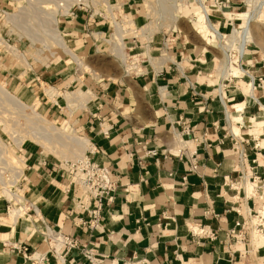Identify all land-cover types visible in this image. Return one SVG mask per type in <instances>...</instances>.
<instances>
[{"label": "crops", "instance_id": "0c3cea01", "mask_svg": "<svg viewBox=\"0 0 264 264\" xmlns=\"http://www.w3.org/2000/svg\"><path fill=\"white\" fill-rule=\"evenodd\" d=\"M248 1L207 0L212 25L224 33L234 21L244 25L239 11L248 10ZM137 13H129L133 22ZM98 17L80 10L60 19L68 47L83 61L111 45L104 38L109 21ZM124 44L137 70L84 73L81 92L90 99L80 104L68 98L80 81L72 60L33 65L29 78L21 79L20 68L2 74L23 101H40L49 115L73 121L90 142L91 159L111 169L115 189L90 230L80 221L92 220L96 204L82 197L62 163L35 144L17 148L27 165L24 200L17 220L0 204V264H38L46 253V264H264V246L254 243L264 231L253 226L264 209L263 61L250 45L239 53L238 72L214 76L217 57L180 31L129 37ZM243 221L247 238L239 244L236 223ZM259 223L264 227V219ZM47 228L76 240L78 248L58 255Z\"/></svg>", "mask_w": 264, "mask_h": 264}, {"label": "rangeland", "instance_id": "374dc122", "mask_svg": "<svg viewBox=\"0 0 264 264\" xmlns=\"http://www.w3.org/2000/svg\"><path fill=\"white\" fill-rule=\"evenodd\" d=\"M67 4L68 6L66 7L65 5ZM82 8L84 11L96 13L99 16V19L104 18L109 21L111 31L110 34H108V36H104V38L110 39L112 40V42L111 45H108L105 49L99 48V51H92L88 55L85 54L87 55V58L85 61H83L85 65L83 67L86 68H80V66L78 67L76 63H73V65H71V68H74L76 71L77 79L80 80L77 84L78 86L71 90L72 93H79L82 91L81 89L84 88L82 84L84 82V79L81 80L84 73L86 74L95 72V75L100 77L106 76L110 73H123L125 69H127L128 71H135L134 68L136 65H133L134 60L129 59L127 57L125 63L121 58L117 57L115 53L114 44L116 40L113 39V36L115 35L116 25H120L122 27V30L126 33L124 37L125 39L129 37L150 36L157 32H171L172 30H176L178 32L180 31L183 34L190 36L193 40L198 41L202 46H207V49L211 51V54L217 57V68L213 75L221 76L219 75L220 73H218V66L222 63L221 60L225 61L226 55L224 51L218 48L215 42H212L211 45L208 46L206 41H204L194 31V21L196 20V18H194L193 15L196 11L200 10L201 8V5L196 0H0V38L4 39L12 46H16L27 57V60L30 65V67L25 68L19 61L14 62L13 64H8V66L6 67L4 65H0V83L4 84L5 87L12 94H14L12 89L6 86L4 81L5 78H3L2 74L7 73L8 71L16 73L20 68L23 70L22 73H25V75L21 76V79L29 78V74L26 72H29V70L32 69L33 65H47L53 62H59V60L63 59L68 61L72 60L71 57H68L69 55L66 56L67 53L61 47L56 45L55 39H53L54 35L52 34L54 33V26H52V19L53 16L56 15L60 34L64 38L62 30L59 26L60 19L64 16L69 15V13H71L72 11L75 12L74 15H76L77 11H80ZM247 8L248 10L244 8L239 12H251L252 8L249 6ZM134 11L135 13L138 12L137 17H139L136 22H133L131 15H129L130 12ZM7 13L15 15L18 14L19 16L16 17L14 20H7ZM51 16L52 19L50 18ZM241 16L243 18V15ZM261 18L264 19V15H262ZM135 20L136 19H134V21ZM49 21L52 23H50ZM244 27L245 26L242 24L241 21H234V25L231 28L230 32L226 34H232L234 28ZM141 28L144 31H142L143 33L139 35L141 33ZM127 31L130 32L127 33ZM252 33L254 39H256V43L253 44L252 42L248 41L247 38H245L246 40L245 42H242L243 44L235 42L238 43V46L235 45V47L237 46L236 51L238 52V54H243L245 53L247 47L251 45L250 47H252V51H250V53L256 55L255 58H258V62L263 61L264 63V22L254 21L252 23ZM32 39L36 40L35 43H33ZM43 41L45 43H42ZM239 41H241V39H239ZM45 46L49 47L46 48ZM114 56L116 58H114ZM240 56L237 55V57L234 58V61H231L233 59H229L227 53V57L230 62V71H232L234 67L239 69L238 67L240 64H238V62L240 60ZM8 57V52L2 47H0V61L8 62ZM251 60L254 59H251L250 57L246 58V62H249ZM45 89V91H48L50 88L47 89L46 87ZM1 98L3 99V101H1ZM0 103H2V105H0V112H2V114L5 112L4 115L9 116L10 112H12V115L10 114V116H12L11 118L10 116H6L5 118V120L7 121L6 124L8 126L7 129H4V124L0 120V141L3 144V146H1L0 144V155H2L1 149L7 150H5L7 155L3 154V157L0 156V204L2 203L5 205L6 211L7 208L10 207L11 211L14 209H19L23 203L24 191H21L19 189L20 185H23L24 183L22 181L23 173H21V176L18 179L17 177L19 175V172L16 176V172L12 170V167L8 163L7 156H12L13 153L14 158L16 156L22 161V164H19L18 166L22 168L21 171L27 169L26 161L21 155L20 151L17 149L18 146L15 144V139H20L22 137L25 138L22 144L23 147L27 144H35V146L39 149L40 153H42L44 157L47 156L48 158H51L55 161L64 162L75 161L79 159H76L77 156L75 157L74 155H72L70 147V149L61 147L60 143H62V141L55 137H53L51 145L48 144V147L50 149H54L56 152H45L42 143L38 142L35 137H32L34 135L32 134V131H37V126L33 124V122H31V120L33 119L31 110H26L23 113L17 112V110L14 109V107L10 106L3 97H0ZM5 103L9 105V107ZM25 103L28 105H34L27 102ZM38 103L40 104V101H37V103H35L37 104V111L41 115H43L47 120H49L52 124L57 125L61 129L67 128L69 124L73 125V121H71V119L69 120L68 118L64 119V116L49 115L47 112H45L43 107H38L40 106ZM2 107L6 110H3ZM11 108L13 110H11ZM14 111L15 113L17 112L19 115H17V113L14 114ZM7 118H13L12 121H15L16 119L17 122H12L10 119L8 120ZM74 130L76 132L75 135L77 137L84 138L78 132L77 129L74 128ZM68 143L69 142L67 141V144ZM58 152L61 153L58 154ZM6 190L13 194H19L22 198L18 200H11L7 196L5 192Z\"/></svg>", "mask_w": 264, "mask_h": 264}, {"label": "bare ground", "instance_id": "6f19581e", "mask_svg": "<svg viewBox=\"0 0 264 264\" xmlns=\"http://www.w3.org/2000/svg\"><path fill=\"white\" fill-rule=\"evenodd\" d=\"M206 1L207 0H197V2L201 5V8H200V10L196 11L194 13V15H193V17L196 18V20L194 21V26H195L194 30L196 31V33L204 41H206L208 46L211 45L212 42H215L217 44L218 48H220L222 51H224V53L226 55V58H225V61L221 60L222 63L219 64V66H218L219 67L218 68V73H220L219 75H221V76L225 75L226 77H228L227 73H228L229 68H230L229 67L230 66L229 65L230 62H229V59L227 57L226 50L228 48H230L235 42H239V43H242L243 41L245 42V40H246L245 38H247L248 41L252 42L253 44L256 43V39H254L253 33H252V23L254 21L264 22V19L261 18L262 15H263L264 0H249L248 1V5L252 8L253 11L252 10H251V12L244 11L243 13H241L243 15L242 21H243L245 27L244 28H234V31H232V34H226V33L222 32L221 30L217 29V27L215 28L212 25ZM65 6L67 7L68 4L65 5ZM66 13H68V12H66ZM18 16H19L18 14L15 15V14H8L7 13V20H11V19L14 20ZM50 18L52 19V16ZM52 20H53L52 21L53 23L50 22V21L49 22L52 23V26H54V30H53L54 33L52 35H54L53 39H55L56 45L61 47L71 57V59L78 65V67L80 66V68H81V67L85 66L84 63H83V60L74 51H72L68 47L66 41L64 40V38L60 34V30H59V27H58V21H57L56 15L53 16ZM142 31H144V30H142V28H141V33L139 35H141L143 33ZM125 34L126 33L122 30V27L120 25H116L115 35L113 36V39L116 40V42L114 44L115 53H116L117 57L121 58L123 60V62L126 63L127 56H126L125 45H124ZM33 38H36V37H33ZM239 39H241V41H239ZM32 41H33V43H35L36 40L32 39ZM250 42H247V43H250ZM42 43H45V42L43 41ZM0 47L5 49L8 52V55H9V57L7 59L8 62L0 61V65H2V66L4 65L6 67V66H8V64H13L14 62L19 61L20 63H22V65L25 68L30 67L29 62L27 60V57L16 46H12L7 41H5L4 39L0 38ZM45 47L48 48L49 46L48 47L45 46ZM38 57H39V55H38ZM164 60L165 59H161L160 63L163 62ZM83 68H86V67H83ZM231 72H233V73L238 72V69L234 68V69H232ZM252 77H255L254 74L252 75ZM250 81H251V84L254 82L253 79L250 80ZM252 89H253V87L250 88V92H252ZM54 92L55 91H53V89H52V91H50V90L46 91V94L47 95H53ZM0 97H3L10 106L14 107V109L17 110V112L23 113L26 110H31L32 115H33V119L31 120V122H33V124H35L37 126L36 127L34 125L37 128L36 129L37 131H35V132H34V130L32 131V134H34L32 137H35L38 142L42 143V145L44 146L45 152H49V151L50 152H56L54 149H50L48 147L49 146L48 144L51 145L52 139H53V137H55V138H57V139L62 141V143H60L61 147H65V148H68V149L71 148L70 151H71L72 155H74L75 157L77 156L76 159H81V158L84 157L85 152L89 149L90 142H89V140L87 138L77 137L75 135L76 132H75V130L73 128V125L68 123L69 125L67 124L68 125L67 128L61 129L57 125L52 124L49 120H47L43 115H41L37 111V104H34V105L26 104L21 98H19V97L15 96L14 94H12L5 87V85L1 84V83H0ZM68 98H69V100L71 102L82 103V102H86L88 99H90V93L89 92H85V91L84 92H79V93H73L72 97H68ZM1 101H3L2 98H1ZM0 105H2V103H0ZM9 105H7V106L9 107ZM3 107H2V109L6 110ZM11 110H13V109L11 108ZM7 112H9V111H7ZM0 113H1L0 120L4 124L3 127H4V129H7L8 126L6 124L7 121L5 120V118H6V116L9 117L10 114L12 115V112H10L9 116L8 115L5 116L4 115L5 112L3 114H2V112H0ZM16 113L14 111V114H16ZM17 115H19V114L17 113ZM11 117L12 116H10V118ZM13 118L10 119V120L12 121ZM15 121L17 122L16 119H15ZM15 121H12V122H15ZM38 130H39V132H42V133H39ZM57 139H55V140H57ZM24 140H25V138L22 137L20 139L17 138L14 141H15V144L18 146V148H22V144H23ZM67 141L69 142L68 144H67ZM0 144H1V146H3L1 141H0ZM1 148H3V147H1ZM1 150H2V155H0V156L3 157V154L7 155L6 154V151H7L6 149H1ZM59 153H61V152H58V154ZM7 157H8L9 165L12 167V170L16 172L15 173L16 176H17V173L19 172L18 173L19 175L17 177L19 179V177L21 176V173H23V171H21L22 168L18 167L19 164H22L21 159L16 157V156L14 158L13 157V153H12V156L8 155ZM0 160H1V157H0ZM5 192H6L7 196L9 197V199H11V200H18V199L22 198L19 194H13L11 192H8V190H6ZM263 199H264V194H263ZM20 214L21 213H20L19 209H14V210L10 211V215L9 216H10L11 219L17 220L20 217ZM263 219H264V209H262L259 212V216H258V218L255 219V221L256 222H258V221L260 222ZM254 243L256 245L260 246V247L264 246V235H262L261 233L260 234H255Z\"/></svg>", "mask_w": 264, "mask_h": 264}, {"label": "built area", "instance_id": "2783aa9c", "mask_svg": "<svg viewBox=\"0 0 264 264\" xmlns=\"http://www.w3.org/2000/svg\"><path fill=\"white\" fill-rule=\"evenodd\" d=\"M83 10V8L81 9ZM75 12L69 13V15H74ZM238 43H234L233 46L228 48L226 52L228 53L229 59H233L239 56L238 52L236 51ZM250 45V44H249ZM249 47V46H248ZM235 48V49H234ZM234 53V55H233ZM244 56L241 55L239 58L240 61H242ZM133 65L135 66L134 70H137V62L134 61ZM250 79H254L251 75H249ZM261 82V80H260ZM183 132L190 134V129L186 128ZM92 148L89 145V149L85 152V155L83 158L75 161H64L61 162L64 171L71 176V179L74 183V186L78 187L81 191L82 197L87 202H92L96 204V208L89 211L90 216L92 217V220L88 223L86 221L81 220L83 226H88L90 230H94L100 221L99 212L104 205V203L109 201L111 193L115 189V183L112 181L111 175L112 171L111 169L104 165L99 164L91 159V155H93ZM241 156H243V151L240 152ZM23 182L26 181L25 176V170H23ZM22 185H20L19 190L22 189ZM24 200V198H23ZM31 205H29V209H31ZM84 209L85 206L83 205ZM7 212H10V207L7 208ZM260 210L255 213V217L258 218ZM237 213L240 214V211L237 210ZM254 217V218H255ZM253 226L255 229H260L259 232L264 231V227L259 222H253ZM236 227L240 228L239 235L237 237V242L239 244H243L244 241L247 238V232L246 227L247 223L245 221L243 222H237ZM46 240L49 241V247L51 250H53L55 253L59 255L60 251L63 248H78V243L76 240L71 239L69 236H64L61 233H57L54 230H51L50 228L46 229ZM199 235L208 236L211 239H216V235L213 232H199ZM14 249L19 251V248L16 246H13ZM27 247H22V252L28 253ZM83 254L85 256V259L92 261L93 260V254L90 251H87L86 249L83 251ZM30 258V257H29ZM38 264H46L48 262L47 253L41 254L38 259ZM63 262H65L64 259H62Z\"/></svg>", "mask_w": 264, "mask_h": 264}]
</instances>
